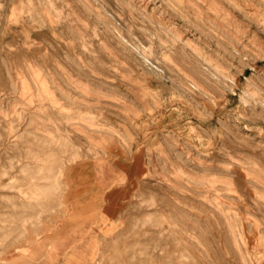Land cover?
Listing matches in <instances>:
<instances>
[{"label": "rangeland", "instance_id": "obj_1", "mask_svg": "<svg viewBox=\"0 0 264 264\" xmlns=\"http://www.w3.org/2000/svg\"><path fill=\"white\" fill-rule=\"evenodd\" d=\"M122 148L92 264H264V0H0V259Z\"/></svg>", "mask_w": 264, "mask_h": 264}, {"label": "crops", "instance_id": "obj_2", "mask_svg": "<svg viewBox=\"0 0 264 264\" xmlns=\"http://www.w3.org/2000/svg\"><path fill=\"white\" fill-rule=\"evenodd\" d=\"M114 147L113 144L106 156L113 155L110 150ZM119 151L118 156L99 161L108 170L105 174L101 171L95 179L68 170L66 222L31 247L34 257H19L13 251L8 259H0V264H92L100 236L116 222L138 175L136 171L141 173L138 153L133 148Z\"/></svg>", "mask_w": 264, "mask_h": 264}, {"label": "bare ground", "instance_id": "obj_3", "mask_svg": "<svg viewBox=\"0 0 264 264\" xmlns=\"http://www.w3.org/2000/svg\"><path fill=\"white\" fill-rule=\"evenodd\" d=\"M229 2V1H228ZM195 7V6H194ZM209 29V28H208ZM36 76V75H35ZM37 78V77H36ZM41 80V79H40ZM13 186V185H12ZM14 187V186H13ZM37 190V189H36Z\"/></svg>", "mask_w": 264, "mask_h": 264}]
</instances>
